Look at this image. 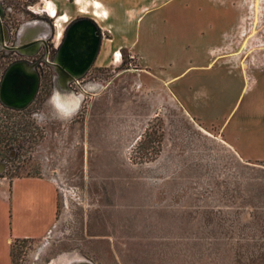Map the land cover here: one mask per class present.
I'll return each mask as SVG.
<instances>
[{
	"label": "rangeland",
	"instance_id": "374dc122",
	"mask_svg": "<svg viewBox=\"0 0 264 264\" xmlns=\"http://www.w3.org/2000/svg\"><path fill=\"white\" fill-rule=\"evenodd\" d=\"M48 1L68 20L94 11ZM7 2L13 42L50 18L46 0ZM95 17L101 46L79 85L40 84L21 109L0 103V176L47 177L57 192L53 226L12 240L11 264H264V0L173 1L137 25ZM25 57L0 59V74L15 59L32 69ZM173 115L206 132L170 133L180 123L159 118ZM18 185L30 231L45 184Z\"/></svg>",
	"mask_w": 264,
	"mask_h": 264
},
{
	"label": "crops",
	"instance_id": "0c3cea01",
	"mask_svg": "<svg viewBox=\"0 0 264 264\" xmlns=\"http://www.w3.org/2000/svg\"><path fill=\"white\" fill-rule=\"evenodd\" d=\"M173 1L176 4H182L183 7H187L188 0H74V4L80 6L79 11L81 12H86V10L84 9L89 5L94 9L93 14L95 16L106 18L108 12L111 16L117 17L118 20L122 19L123 24L128 25L135 23V25H137L138 21L141 20L143 16L150 12L161 10L163 9V7H165V5ZM46 3L48 5H46ZM50 6L56 8L55 17L50 16L47 12L48 7ZM43 11L46 12L49 17H54L56 19H60L59 16L61 15L66 16L65 13H57V6L48 0H46L45 2ZM116 52L118 51H115L113 54V58L115 61L118 58V54H116ZM209 55L210 56L208 57L215 58L220 55V52L215 53V51H210ZM164 72L167 73L166 70H164ZM180 72L182 73L183 71ZM169 74L171 73L169 72ZM153 118H155L154 115L149 117L148 119L152 120ZM159 119H161V121L164 123L170 122L171 119H177L175 120L176 122H174L173 120V123L179 122L180 125L169 126L167 130H169L170 133L172 130L173 132H176L184 129L199 133L197 132L198 127L202 131L206 132L199 125L196 128L194 124H190L187 118L183 115L161 116ZM167 151L174 152L176 151V149H174L173 146L172 149L165 147L160 150L159 155L165 152L167 153ZM187 151L195 150L189 148L179 149L180 153ZM150 166H152V164L148 165V167ZM166 177L167 175H164L161 177H152L151 179L155 181H162ZM24 178L30 182L44 183L46 188L45 190L47 192V195L45 197V205L43 206V208H41L40 204L36 203L33 227H31L30 231H28V220L26 216V193L25 190H23V188H20L18 185V181H21ZM56 195L57 192L55 190L54 181L50 178L42 176H19L7 178L5 176H0V264H11L9 247L12 240L29 238L38 239L47 234V232L55 222ZM36 196L37 194L34 193L33 197L35 198ZM22 217L25 219L22 220Z\"/></svg>",
	"mask_w": 264,
	"mask_h": 264
},
{
	"label": "flooded vegetation",
	"instance_id": "af4514ba",
	"mask_svg": "<svg viewBox=\"0 0 264 264\" xmlns=\"http://www.w3.org/2000/svg\"><path fill=\"white\" fill-rule=\"evenodd\" d=\"M22 5L24 9H30V6L26 3L22 2ZM10 9L11 4L7 0H0V59L13 57V55L18 57L19 55H26L25 59L31 65L37 79L35 94L39 85L43 83L45 88L55 85L62 87L65 85H79L82 76L94 64L101 46L102 27L99 25L93 11H87L89 14H75L71 16L69 20L65 21L60 32H55L54 19L56 20V18H35L33 21L20 25L15 35L16 41L14 40L13 42L10 40L11 31L9 30L11 26L10 16H8ZM29 11L33 14L31 17L37 16V12L32 9ZM22 12L24 13L25 11ZM22 12L21 14H23ZM88 32H93L97 36L96 51L88 67L77 75L80 72L85 57L91 51V41L84 42L83 50L75 49V44H72L68 49L66 43H71L81 33L87 34ZM73 46L75 47L72 48ZM16 61L23 60L15 59L9 62L0 74V83L5 70ZM49 70L50 72H48Z\"/></svg>",
	"mask_w": 264,
	"mask_h": 264
},
{
	"label": "water",
	"instance_id": "95a60500",
	"mask_svg": "<svg viewBox=\"0 0 264 264\" xmlns=\"http://www.w3.org/2000/svg\"><path fill=\"white\" fill-rule=\"evenodd\" d=\"M91 41V51L85 57L79 75L90 64L97 47V36L93 32L81 33L74 41L67 42L69 49L75 44L77 50H83L84 42ZM37 79L31 68L24 61H16L5 70L0 83V101L7 107L21 109L29 104L36 91ZM67 264H92L87 260H73Z\"/></svg>",
	"mask_w": 264,
	"mask_h": 264
},
{
	"label": "bare ground",
	"instance_id": "6f19581e",
	"mask_svg": "<svg viewBox=\"0 0 264 264\" xmlns=\"http://www.w3.org/2000/svg\"><path fill=\"white\" fill-rule=\"evenodd\" d=\"M50 4V3H49ZM46 5H48L47 3H46ZM46 11V10H45ZM48 14L50 15V16H56V8L55 7H53V6H50V7H48ZM59 18L61 19V20H67V16H65V15H61V16H59ZM116 54H118V58L116 59V61H118L119 60V51L118 52H116ZM117 57V56H116Z\"/></svg>",
	"mask_w": 264,
	"mask_h": 264
},
{
	"label": "clouds",
	"instance_id": "9594fccd",
	"mask_svg": "<svg viewBox=\"0 0 264 264\" xmlns=\"http://www.w3.org/2000/svg\"><path fill=\"white\" fill-rule=\"evenodd\" d=\"M59 98H60V93L58 91L54 92L53 95H52L51 101H53V102L58 101ZM63 115L67 116L68 114L64 113Z\"/></svg>",
	"mask_w": 264,
	"mask_h": 264
},
{
	"label": "trees",
	"instance_id": "16d2710c",
	"mask_svg": "<svg viewBox=\"0 0 264 264\" xmlns=\"http://www.w3.org/2000/svg\"><path fill=\"white\" fill-rule=\"evenodd\" d=\"M18 177V176H17ZM15 240V239H14Z\"/></svg>",
	"mask_w": 264,
	"mask_h": 264
}]
</instances>
